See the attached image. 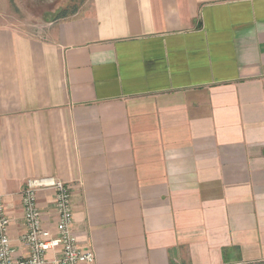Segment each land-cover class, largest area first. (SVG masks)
Returning <instances> with one entry per match:
<instances>
[{"label":"crops","instance_id":"crops-1","mask_svg":"<svg viewBox=\"0 0 264 264\" xmlns=\"http://www.w3.org/2000/svg\"><path fill=\"white\" fill-rule=\"evenodd\" d=\"M63 9L42 11L40 34L0 23L14 255L26 252V180L55 177L92 264H264V0ZM53 198L37 191L51 231Z\"/></svg>","mask_w":264,"mask_h":264},{"label":"built area","instance_id":"built-area-1","mask_svg":"<svg viewBox=\"0 0 264 264\" xmlns=\"http://www.w3.org/2000/svg\"><path fill=\"white\" fill-rule=\"evenodd\" d=\"M54 190L53 209L57 214L53 231L43 228L37 206V191ZM25 232L20 239L25 254L14 255L8 235L9 216L0 193V264H92L95 256L90 248L81 246L71 230L73 200L71 187L55 177H32L21 192ZM55 256L49 261L48 252Z\"/></svg>","mask_w":264,"mask_h":264},{"label":"rangeland","instance_id":"rangeland-1","mask_svg":"<svg viewBox=\"0 0 264 264\" xmlns=\"http://www.w3.org/2000/svg\"><path fill=\"white\" fill-rule=\"evenodd\" d=\"M82 0H0V23L14 26L19 31L40 34L47 26L42 17L45 9L70 11Z\"/></svg>","mask_w":264,"mask_h":264}]
</instances>
